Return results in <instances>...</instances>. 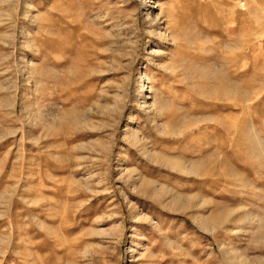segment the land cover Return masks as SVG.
<instances>
[{
    "label": "rangeland",
    "instance_id": "rangeland-1",
    "mask_svg": "<svg viewBox=\"0 0 264 264\" xmlns=\"http://www.w3.org/2000/svg\"><path fill=\"white\" fill-rule=\"evenodd\" d=\"M0 264H264V0H0Z\"/></svg>",
    "mask_w": 264,
    "mask_h": 264
},
{
    "label": "bare ground",
    "instance_id": "bare-ground-1",
    "mask_svg": "<svg viewBox=\"0 0 264 264\" xmlns=\"http://www.w3.org/2000/svg\"><path fill=\"white\" fill-rule=\"evenodd\" d=\"M194 69V68H193ZM195 75H199L198 73H197V71H194L193 72ZM213 73V72H212ZM202 73H200V75H201ZM204 74V73H203ZM194 77V78H193ZM192 77V81L190 82V86L192 87V86H196L195 84V82H200V81H202L203 80V78L202 77H204V76H202V77H200V78H197L196 76H193ZM199 79V80H198ZM189 79L188 78H185V80L184 81H186L187 83L190 81H188ZM221 86V85H220ZM222 87V86H221ZM223 89V88H222ZM222 95H224L223 93H222ZM183 171H185V170H183Z\"/></svg>",
    "mask_w": 264,
    "mask_h": 264
}]
</instances>
